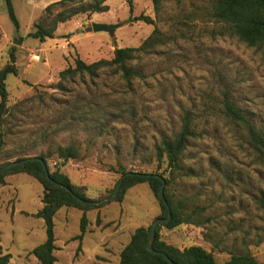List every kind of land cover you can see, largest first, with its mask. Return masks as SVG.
I'll use <instances>...</instances> for the list:
<instances>
[{"label":"rangeland","instance_id":"rangeland-1","mask_svg":"<svg viewBox=\"0 0 264 264\" xmlns=\"http://www.w3.org/2000/svg\"><path fill=\"white\" fill-rule=\"evenodd\" d=\"M93 1L12 0L18 31L2 13L0 69L15 47L18 75L5 81L10 115L0 163L47 153L49 171L59 169L95 202L112 195L123 172L162 174L167 194L197 222L161 227L162 241L180 250L201 246L218 263L248 251L264 264V165L244 127L222 111L227 92L264 129V50L247 47L216 21L211 0H169L159 11L151 0H103L108 11L78 14L58 24L52 39L28 37L37 25L50 27L57 13ZM141 14L154 25L127 22ZM97 21L119 27L113 36L80 32ZM154 27L162 39L133 61L141 76L131 87L112 69L60 83L59 72L75 58L110 59L117 48L139 47ZM187 110L200 134L171 173L165 161L157 162L156 146L178 133ZM67 145L77 148L78 158H56V147ZM41 194L26 174L8 175L0 185V252L10 255L9 264H39L31 251L45 241L43 221L34 217ZM100 204L87 213L81 241L74 239L81 212L62 208L55 214V264H114L132 232L162 215L147 184L127 190L121 203Z\"/></svg>","mask_w":264,"mask_h":264},{"label":"trees","instance_id":"trees-1","mask_svg":"<svg viewBox=\"0 0 264 264\" xmlns=\"http://www.w3.org/2000/svg\"><path fill=\"white\" fill-rule=\"evenodd\" d=\"M63 1L68 0H59L58 4ZM166 1L169 0H151L155 11H159L162 4ZM211 1L212 15L216 21L226 26L232 35L247 47L264 50V0ZM4 3L7 16L13 24L15 31H18L19 22L15 15L12 0H4ZM106 11H108V7L103 6V0L93 1L70 10H64L57 13L51 20L50 27L37 25L36 31L28 34V37L44 42L46 39L54 38V32L58 24L69 21L74 16L78 14L89 15L104 13ZM136 21H142L147 25H154V21L150 17L142 14L139 16H129L127 20L128 23ZM161 39L162 34L154 27L151 35L139 47L117 48L114 50L113 56L110 59L102 58L91 63H86L77 57L72 65H68L59 72V81L60 83L73 81L76 76L81 75H87L90 79H93L99 72L105 69H112L113 73L119 74L122 80L126 82V85L131 87V83L141 76L140 71L132 66L133 61L139 54L146 53L149 49L153 48ZM15 60V47H13L9 52L8 63L0 69V154L6 145L5 125L7 117L10 115V107L7 106L8 92L5 81L9 75H18V68L15 64ZM222 111L227 118L244 127L246 138L256 150L259 159L264 165V129L256 128L231 101L227 92L223 93ZM199 134L200 132L197 131L194 125L192 111L187 110L183 112L180 118V129L178 133L171 139H161L156 146L157 162L160 163L165 161L167 169H169L171 173L178 171L181 157L186 151L189 142L199 137ZM54 154L56 158L64 161L74 160L79 156L77 148L73 145L58 146ZM29 158H40L47 164L49 154L39 152L31 156L25 154L15 156L13 160L1 162L0 168L9 162ZM127 173H133V175L124 178L119 193L112 201L121 203L127 190L140 184H147L159 203L162 212L159 218L165 219L167 217V210L158 197V190L161 182L154 177V175H160L162 177L163 175L158 173L123 172L121 173V178ZM17 174H26L32 177L42 188V208L34 214V217L43 221L45 241L33 248L31 254L36 258L39 264H55L57 260L54 254L55 251H57L54 234L55 214L62 208L76 209L81 212L79 220L80 234L74 238L81 241L86 233L87 225L89 224L87 213L92 210H97L105 204H94L96 203L95 201L85 196L84 188L75 187L70 179L59 169L49 171V176L55 182L68 188L70 192L53 184L46 178L42 164L38 160L27 161L0 174V185H5L6 176ZM164 179L166 187L169 182L168 179ZM164 196L170 208L171 219L166 224H159L155 229V238L153 242V249L155 252H151L148 248L151 225L148 227H138L132 232L129 241L120 251L118 264H169L167 260L157 252L167 255L173 264H262L248 251L241 254H233L227 261L218 263L213 254L201 246H190L180 250L162 241L159 236L161 227L174 229L182 224H197L192 217L194 212L186 214L179 203H174L173 199L167 194L165 188ZM98 221L99 218L97 216V223ZM10 258L9 254H2L0 252V264H9Z\"/></svg>","mask_w":264,"mask_h":264},{"label":"water","instance_id":"water-1","mask_svg":"<svg viewBox=\"0 0 264 264\" xmlns=\"http://www.w3.org/2000/svg\"><path fill=\"white\" fill-rule=\"evenodd\" d=\"M118 27H119L118 24H105V23L92 22L90 24V26L85 27L80 32H82V33H90V32H92V33H100V32H105V33L109 34V36H113L114 31ZM32 160H38L42 164V167H43V170H44V174H45V176H46V178L48 180H50L53 184H55V185H57V186H59L61 188H64L65 190L70 192V190L68 188L64 187L63 185L55 182L54 180H52L50 178L47 164L40 158H29V159L9 162V163L5 164L3 167L0 168V174L6 172L7 170H9V169H11V168H13V167H15L17 165H21V164H23V163H25L27 161H32ZM129 175H133V173H127L122 178H120V180L118 181L116 187L114 188V190L112 192V195L109 198H107L104 201L96 202L94 204H100V203L109 202V201L113 200L117 196V194L119 193L124 178L129 176ZM154 177L159 179L160 182H161V185H160L159 190H158V197H159V199L161 200L162 204L165 206V208L167 210V217L165 219L158 218V219L154 220V222L151 224L150 231H149V241H148V248H149V250L151 252H155L154 249H153V242H154V238H155V229H156V227L159 224L168 223L170 221V219H171L170 208H169V206L167 204V201L165 199V196H164L165 179L162 176H160V175H154ZM157 253L162 255L167 260V262L169 264H173V262L167 257V255H165L164 253H161V252H157Z\"/></svg>","mask_w":264,"mask_h":264},{"label":"crops","instance_id":"crops-1","mask_svg":"<svg viewBox=\"0 0 264 264\" xmlns=\"http://www.w3.org/2000/svg\"><path fill=\"white\" fill-rule=\"evenodd\" d=\"M26 2L29 3V4H34V3H35V0H26ZM4 9H5V3H4V0H0V17H1V15H2V13H3L4 11H6V9H5V10H4ZM97 23H100V22L97 21ZM0 28H2V26H1V21H0ZM70 42H71V41H70ZM68 178H69V177H68ZM85 235H86V233H85ZM85 235H84V237H85ZM84 237H83V238H84ZM129 239H130V237H129ZM128 241H129V240H128ZM128 241H127V242H128ZM123 243H124V242H123ZM125 245H126V244H125ZM125 245H124V246H125ZM124 246H123V247H124ZM123 247H122V248H123ZM121 250H122V249H121ZM121 250H120V251H121ZM120 251L118 250V253H117V254H118V262H119V254H120ZM118 262L115 261L114 264H118Z\"/></svg>","mask_w":264,"mask_h":264},{"label":"built area","instance_id":"built-area-1","mask_svg":"<svg viewBox=\"0 0 264 264\" xmlns=\"http://www.w3.org/2000/svg\"><path fill=\"white\" fill-rule=\"evenodd\" d=\"M34 59H36V60H39V58L37 57V56H35V57H33Z\"/></svg>","mask_w":264,"mask_h":264}]
</instances>
